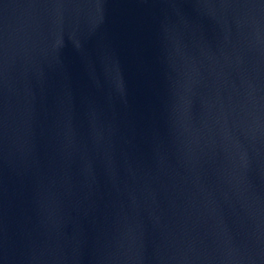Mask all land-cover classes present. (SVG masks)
<instances>
[{
	"label": "water",
	"instance_id": "obj_1",
	"mask_svg": "<svg viewBox=\"0 0 264 264\" xmlns=\"http://www.w3.org/2000/svg\"><path fill=\"white\" fill-rule=\"evenodd\" d=\"M0 264H264V0H0Z\"/></svg>",
	"mask_w": 264,
	"mask_h": 264
}]
</instances>
